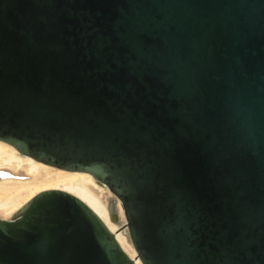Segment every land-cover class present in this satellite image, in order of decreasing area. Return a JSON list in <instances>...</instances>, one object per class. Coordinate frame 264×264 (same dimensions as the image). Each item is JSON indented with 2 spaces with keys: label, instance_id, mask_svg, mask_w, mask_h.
<instances>
[{
  "label": "water",
  "instance_id": "95a60500",
  "mask_svg": "<svg viewBox=\"0 0 264 264\" xmlns=\"http://www.w3.org/2000/svg\"><path fill=\"white\" fill-rule=\"evenodd\" d=\"M0 143L103 182L143 264H264V0H0ZM0 264L136 260L47 189Z\"/></svg>",
  "mask_w": 264,
  "mask_h": 264
},
{
  "label": "bare ground",
  "instance_id": "6f19581e",
  "mask_svg": "<svg viewBox=\"0 0 264 264\" xmlns=\"http://www.w3.org/2000/svg\"><path fill=\"white\" fill-rule=\"evenodd\" d=\"M47 189H60L86 202L115 233L123 250L135 258L137 251L126 232L119 230L118 218L126 220L120 201L117 214L109 208L108 187L98 179L34 160L0 143V217L11 219L15 213L35 194ZM110 190V189H109ZM111 191V190H110ZM112 192V191H111ZM116 199V200H117ZM117 201V202H118Z\"/></svg>",
  "mask_w": 264,
  "mask_h": 264
},
{
  "label": "rangeland",
  "instance_id": "374dc122",
  "mask_svg": "<svg viewBox=\"0 0 264 264\" xmlns=\"http://www.w3.org/2000/svg\"><path fill=\"white\" fill-rule=\"evenodd\" d=\"M109 192H107L109 195V201H108V204H109V208H110V211H111V215L113 216V213L114 214H117V218H118V205L121 203L120 201H118L119 199L116 200V197L115 195L108 189ZM118 201V202H117ZM120 202V203H119ZM118 204V205H117ZM113 218L116 220V218L113 216ZM119 222L116 220L117 224H119V226L121 224H123L126 220L124 218V220L118 218Z\"/></svg>",
  "mask_w": 264,
  "mask_h": 264
}]
</instances>
